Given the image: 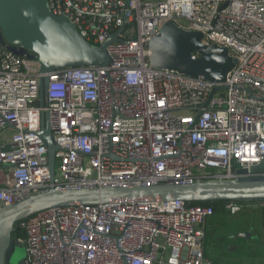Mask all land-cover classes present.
<instances>
[{
  "label": "built area",
  "instance_id": "2783aa9c",
  "mask_svg": "<svg viewBox=\"0 0 264 264\" xmlns=\"http://www.w3.org/2000/svg\"><path fill=\"white\" fill-rule=\"evenodd\" d=\"M49 6L95 45L123 29L108 45V67L50 73L43 106L38 60L0 42V208L51 187L253 174L264 159V0H49ZM165 21L202 32L206 46L226 47L238 60L226 80L153 67L150 40ZM44 121L60 146L53 177L40 135ZM225 207L230 215L246 210L234 201ZM214 215L211 205L179 199L46 209L17 225L26 248L22 264H217L205 243Z\"/></svg>",
  "mask_w": 264,
  "mask_h": 264
},
{
  "label": "water",
  "instance_id": "95a60500",
  "mask_svg": "<svg viewBox=\"0 0 264 264\" xmlns=\"http://www.w3.org/2000/svg\"><path fill=\"white\" fill-rule=\"evenodd\" d=\"M122 29L102 44L95 45L82 36L71 18L55 14L49 0H0V42L26 60L36 58L40 63L42 106L45 104L50 73L69 67H108L111 64L108 45L119 39L118 34ZM203 36L202 32L186 31L171 21L163 22L160 34L150 40L152 66L203 76L217 83L225 81L238 60L229 54L226 47L202 44ZM195 52L200 56L194 57ZM45 116L47 118L45 114L43 118ZM40 135L48 149L49 169L53 177L56 152L60 146L55 142L47 121H44ZM251 171L252 175L233 179L208 178L184 183L169 181L93 188L51 187L37 192L0 208V264L23 263L24 255L21 259L15 256L25 244L18 241L14 233L19 222L40 211L66 205L177 199L186 202H264V159ZM240 172L247 173V170ZM239 236L255 237L250 232H241ZM15 241H18L17 245Z\"/></svg>",
  "mask_w": 264,
  "mask_h": 264
},
{
  "label": "rangeland",
  "instance_id": "374dc122",
  "mask_svg": "<svg viewBox=\"0 0 264 264\" xmlns=\"http://www.w3.org/2000/svg\"><path fill=\"white\" fill-rule=\"evenodd\" d=\"M214 216L211 218V223L217 224L215 227L219 228L214 227L213 230H215L211 234L207 232L206 245H208V249L216 256L226 259L230 264H238V261L257 264L264 255L263 210L251 206L235 215L215 214ZM243 230L250 231L252 234H258L259 236H255L256 239L238 237L239 231ZM237 233L238 236L236 235ZM17 242L15 241L16 245ZM248 250L250 253L246 254L245 252ZM23 255L24 257L26 255L25 247L21 248L15 258L21 259Z\"/></svg>",
  "mask_w": 264,
  "mask_h": 264
},
{
  "label": "crops",
  "instance_id": "0c3cea01",
  "mask_svg": "<svg viewBox=\"0 0 264 264\" xmlns=\"http://www.w3.org/2000/svg\"><path fill=\"white\" fill-rule=\"evenodd\" d=\"M259 206H261V207H259ZM253 207H257V208H261L262 210H263V212H264V204L262 203V202H260V203H257V204H255V205H253ZM247 209V208H246ZM250 209V208H249ZM217 215V214H216ZM225 215H230V214H225ZM215 217V216H214ZM211 220L212 219H210L209 220V222H208V224H207V228H206V238H207V232H210V234H211V232H213L214 230H213V228L215 227V225H217V224H212L211 223ZM220 226V225H219ZM215 228H219V227H215ZM240 233L241 232H250V231H246V230H243V231H239ZM238 232V233H239ZM238 233L236 234L237 236H238ZM251 233V232H250ZM252 234V233H251ZM235 235V236H236ZM258 234H252V236H257ZM259 236V235H258ZM238 237H240V236H238ZM251 238H255V237H251ZM256 239V238H255ZM210 242V241H209ZM205 243H206V241H205ZM209 244V243H208ZM245 252V251H244ZM206 253H207V255L210 257V258H212L217 264H230L226 259H224V258H222V257H218V256H216L215 254H213L212 252H211V250H209L208 249V245H206ZM246 254L247 253H250V251L248 250V251H246L245 252ZM249 255H251V254H249ZM239 263H245V264H248L249 262H246V261H243V262H241V261H238V264ZM249 264H252V263H249ZM257 264H264V255H263V257L258 261V263Z\"/></svg>",
  "mask_w": 264,
  "mask_h": 264
},
{
  "label": "trees",
  "instance_id": "16d2710c",
  "mask_svg": "<svg viewBox=\"0 0 264 264\" xmlns=\"http://www.w3.org/2000/svg\"><path fill=\"white\" fill-rule=\"evenodd\" d=\"M227 201H215V202H189L190 204H201V205H211L215 208V214H229L227 211L225 205ZM238 204H241L244 206V208L251 207L259 202L249 203V202H237ZM15 238L21 239L24 237V234L17 228L16 232L14 233Z\"/></svg>",
  "mask_w": 264,
  "mask_h": 264
}]
</instances>
